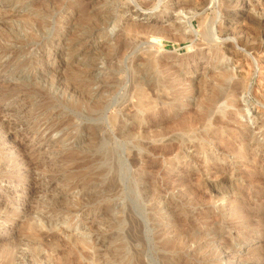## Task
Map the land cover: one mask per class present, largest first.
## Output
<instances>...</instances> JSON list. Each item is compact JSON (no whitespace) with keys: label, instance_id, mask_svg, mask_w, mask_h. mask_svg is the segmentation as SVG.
Returning a JSON list of instances; mask_svg holds the SVG:
<instances>
[{"label":"rangeland","instance_id":"obj_1","mask_svg":"<svg viewBox=\"0 0 264 264\" xmlns=\"http://www.w3.org/2000/svg\"><path fill=\"white\" fill-rule=\"evenodd\" d=\"M0 264H264V0H0Z\"/></svg>","mask_w":264,"mask_h":264},{"label":"bare ground","instance_id":"obj_2","mask_svg":"<svg viewBox=\"0 0 264 264\" xmlns=\"http://www.w3.org/2000/svg\"><path fill=\"white\" fill-rule=\"evenodd\" d=\"M161 1H163V0H161ZM214 1V0H213ZM157 24L158 23H156V24H153V25H150V24H143V25H134L132 28H131V30L133 29V28H139V27H142V28H144V27H151V28H153V30L154 31H157L158 30V28H160V27H158L157 26ZM158 25H160L161 26V24H158ZM139 26V27H138ZM128 31H130V29L128 28ZM159 32V31H158ZM160 33V32H159ZM162 35V34H161ZM164 35V34H163ZM92 37V36H91ZM81 40V39H80ZM75 51V50H74ZM73 51V52H74ZM82 66H84V65H82ZM93 70V69H92Z\"/></svg>","mask_w":264,"mask_h":264}]
</instances>
